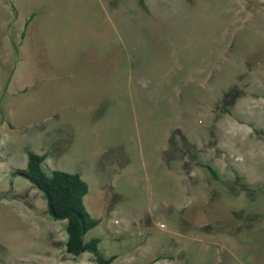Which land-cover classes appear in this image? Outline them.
<instances>
[{
  "label": "rangeland",
  "instance_id": "1",
  "mask_svg": "<svg viewBox=\"0 0 264 264\" xmlns=\"http://www.w3.org/2000/svg\"><path fill=\"white\" fill-rule=\"evenodd\" d=\"M30 151L113 264H264V0H0V264H97Z\"/></svg>",
  "mask_w": 264,
  "mask_h": 264
},
{
  "label": "trees",
  "instance_id": "2",
  "mask_svg": "<svg viewBox=\"0 0 264 264\" xmlns=\"http://www.w3.org/2000/svg\"><path fill=\"white\" fill-rule=\"evenodd\" d=\"M34 17L35 15H32L26 22L27 26ZM47 158V154L30 151L27 169L18 170L17 174L32 182L43 193L48 212L53 219L67 222V254L79 257L84 253H91L95 256L97 264H113L116 257L107 256L101 238L95 237L85 241V235L101 222L93 218L85 207V197L90 191L89 184L78 173L53 171L48 174L44 169ZM200 166L207 169L215 179H219L211 165Z\"/></svg>",
  "mask_w": 264,
  "mask_h": 264
}]
</instances>
